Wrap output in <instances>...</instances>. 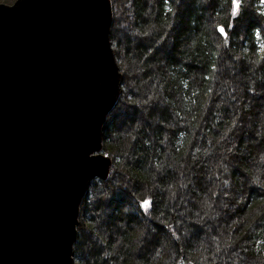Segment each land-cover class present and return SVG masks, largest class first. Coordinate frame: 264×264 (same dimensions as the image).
Segmentation results:
<instances>
[{
    "label": "trees",
    "instance_id": "trees-1",
    "mask_svg": "<svg viewBox=\"0 0 264 264\" xmlns=\"http://www.w3.org/2000/svg\"><path fill=\"white\" fill-rule=\"evenodd\" d=\"M111 1L123 91L104 130L109 177L81 204L76 263L264 264V2Z\"/></svg>",
    "mask_w": 264,
    "mask_h": 264
},
{
    "label": "water",
    "instance_id": "water-1",
    "mask_svg": "<svg viewBox=\"0 0 264 264\" xmlns=\"http://www.w3.org/2000/svg\"><path fill=\"white\" fill-rule=\"evenodd\" d=\"M112 22L111 0L0 2V264H77L81 204L113 163Z\"/></svg>",
    "mask_w": 264,
    "mask_h": 264
},
{
    "label": "rangeland",
    "instance_id": "rangeland-1",
    "mask_svg": "<svg viewBox=\"0 0 264 264\" xmlns=\"http://www.w3.org/2000/svg\"><path fill=\"white\" fill-rule=\"evenodd\" d=\"M0 2H2V1H0ZM233 66V64L232 65H230V74H231V76L234 78L233 80L235 81L233 84H234V88H235V90H237V94L240 96V97H242L243 96V93H242V91H243V86H242V83H243V80L244 79H242L241 77H239V72H240V70L241 69H239V68H237L236 66L233 68L232 67ZM233 88V87H232ZM232 88H231V86H229V88H228V90L226 89V91L228 92H230V95H231V92H233V90H232ZM229 95V96H230ZM257 98H260V94L258 95V97ZM252 100V102H254V99H251ZM140 102V101H139ZM138 102V103H139ZM137 103V104H138ZM263 103V101H261L260 102V104H258V105H256V108H257V110H259V112H260V110L262 109V107H261V104ZM143 104L142 103H140L139 104V106H142ZM258 107H260V108H258ZM256 108H255V110H256ZM262 112V111H261ZM260 112V113H261ZM118 120L120 119L121 120V118H125V116H126V113H123V112H121L120 111V113L118 112ZM148 121H149V119H148ZM225 162L223 163V166H222V168H223V170H222V172H224L225 174H224V176H226V177H228V178H230L231 176V172H232V170L233 169H235V167L233 166H230L229 164H228V162H227V160H224ZM211 171V170H210ZM263 174V173H262ZM230 176V177H229ZM262 176V175H261ZM262 178H264V176H262ZM172 186H173V184H172ZM226 187V186H225ZM185 190H184V192L188 189V184H186V186H185ZM228 192L230 191V190H227ZM232 192V191H231ZM186 193H187V191L184 193L185 195L184 196H186ZM94 195V196H93ZM93 197H95L96 196V194H95V189H94V191H93ZM90 198H91V195H90ZM179 198V197H178ZM185 202H183V204H184ZM103 207H105V203H104V205H103ZM100 214H103V211L102 212H100Z\"/></svg>",
    "mask_w": 264,
    "mask_h": 264
},
{
    "label": "snow or ice",
    "instance_id": "snow-or-ice-1",
    "mask_svg": "<svg viewBox=\"0 0 264 264\" xmlns=\"http://www.w3.org/2000/svg\"><path fill=\"white\" fill-rule=\"evenodd\" d=\"M240 2H241V0H232V4H233V6H234V8H235L236 10L239 9V7H240ZM262 2H264V0H262ZM236 14H237V11H234V12H233V15H236ZM218 30H219L222 34H225V35H226L225 28H224L223 26H220ZM149 203H150V202L147 201V200L143 201V205H144V206H147Z\"/></svg>",
    "mask_w": 264,
    "mask_h": 264
},
{
    "label": "bare ground",
    "instance_id": "bare-ground-1",
    "mask_svg": "<svg viewBox=\"0 0 264 264\" xmlns=\"http://www.w3.org/2000/svg\"><path fill=\"white\" fill-rule=\"evenodd\" d=\"M113 23V22H112Z\"/></svg>",
    "mask_w": 264,
    "mask_h": 264
}]
</instances>
